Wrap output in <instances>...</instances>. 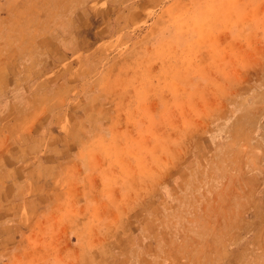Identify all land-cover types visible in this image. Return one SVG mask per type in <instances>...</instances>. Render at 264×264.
<instances>
[{
  "label": "rangeland",
  "instance_id": "obj_1",
  "mask_svg": "<svg viewBox=\"0 0 264 264\" xmlns=\"http://www.w3.org/2000/svg\"><path fill=\"white\" fill-rule=\"evenodd\" d=\"M0 264H264V0H0Z\"/></svg>",
  "mask_w": 264,
  "mask_h": 264
}]
</instances>
